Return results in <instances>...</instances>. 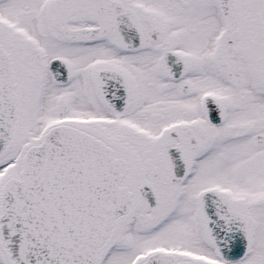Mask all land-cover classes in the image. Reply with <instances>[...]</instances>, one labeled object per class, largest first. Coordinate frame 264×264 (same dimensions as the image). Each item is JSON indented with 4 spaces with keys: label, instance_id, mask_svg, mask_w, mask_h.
Returning <instances> with one entry per match:
<instances>
[{
    "label": "snow or ice",
    "instance_id": "1",
    "mask_svg": "<svg viewBox=\"0 0 264 264\" xmlns=\"http://www.w3.org/2000/svg\"><path fill=\"white\" fill-rule=\"evenodd\" d=\"M0 264H264V0H0Z\"/></svg>",
    "mask_w": 264,
    "mask_h": 264
}]
</instances>
